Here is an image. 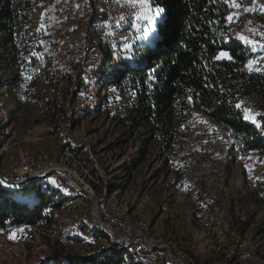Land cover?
Returning a JSON list of instances; mask_svg holds the SVG:
<instances>
[{"label":"rangeland","instance_id":"rangeland-1","mask_svg":"<svg viewBox=\"0 0 264 264\" xmlns=\"http://www.w3.org/2000/svg\"><path fill=\"white\" fill-rule=\"evenodd\" d=\"M57 2L45 0L35 5L33 30L41 51L49 55V67L36 87L20 85L15 91L21 99L17 103L14 91L7 86L13 76L0 64V174L14 182L12 176L17 175L23 162L31 169L48 167L43 174L56 172L26 186L29 191L21 200L29 203L33 194L42 190L56 193L64 205L48 209V227L25 225L0 233V264H45L51 262L55 252L86 258L116 254V258L129 263L132 252L123 249L125 240L118 243L112 232L95 225L92 199L105 216L125 220V232L116 228L121 237H130V230L137 234L140 228L144 229L143 235L162 251L155 264H261L264 201L259 184L264 183V154H240L224 125L192 110L171 147L155 140L145 158L141 155L142 132L132 139L122 137L129 130L126 116L118 118L125 100L119 95L106 99L112 88L101 93L96 82L100 76L91 81L95 83L91 87L82 79L90 82L82 69L88 64L92 47L97 48L103 63L109 51L114 63H123L125 58L114 51L116 43L98 35L97 26L86 32L89 21L72 28L77 55L60 56L58 48L64 44L63 35L49 34ZM104 6L102 0H92L88 7L93 15L99 13L97 23L101 22ZM236 11L231 6L229 16ZM229 26L232 31L236 23L229 22ZM155 37L156 31L141 46ZM245 45L252 55L260 50L256 44ZM136 50L135 47L134 53ZM251 61L253 70L247 62L245 72H263L264 55ZM54 98L60 110L56 122L51 123L43 110L46 102ZM243 105L242 110H247L249 117L262 104L257 96H251ZM58 171L65 178L62 184L52 181L59 177L55 175ZM23 176H30V168H23ZM65 187H70L75 197H65ZM87 230H94L107 241H95ZM83 238L88 242H83ZM241 244L248 246L251 261L244 263L240 259ZM132 245L135 251L137 246ZM166 248L171 249V254ZM106 252L108 255L98 257ZM235 255V261H226Z\"/></svg>","mask_w":264,"mask_h":264},{"label":"trees","instance_id":"trees-1","mask_svg":"<svg viewBox=\"0 0 264 264\" xmlns=\"http://www.w3.org/2000/svg\"><path fill=\"white\" fill-rule=\"evenodd\" d=\"M44 1L0 0V64L13 76L7 86L14 91L16 103L21 100L15 93L20 85L36 87L49 67V55L41 51L32 25L35 5ZM151 6L163 9L155 39L138 47L130 63H114L107 52L97 81L101 93L112 88L106 99L119 95L125 100L118 118L126 116L129 130L122 137L132 139L142 132L144 157L155 140L170 148L187 114L194 110L224 125L240 154H264V70L244 71L253 55L230 29V4L224 0H152ZM221 51L233 59H216ZM251 96H257L262 105L245 119L243 102ZM59 110L55 98L48 100L44 117L55 123ZM259 189L264 201V183ZM28 191L10 192L0 184V233L21 224L48 227V209L64 205L56 193L42 190L33 194L31 202H24L21 199ZM115 255L86 258L55 252L45 264H126ZM234 259L236 255L226 261Z\"/></svg>","mask_w":264,"mask_h":264},{"label":"bare ground","instance_id":"bare-ground-1","mask_svg":"<svg viewBox=\"0 0 264 264\" xmlns=\"http://www.w3.org/2000/svg\"><path fill=\"white\" fill-rule=\"evenodd\" d=\"M106 3L101 11L103 12L101 17V22L97 23L98 14L93 15L88 10V7L92 0H58L57 7L55 9V16L54 20L51 24L49 29L50 35H63L64 44L58 48V54L62 57H70L73 58L78 53V47L75 43H73L71 39V31L72 28L75 27L77 24L84 23L85 21H89L88 27L86 32L90 33L94 31L92 29L94 26L98 28V35L101 33L103 38H107L110 43H116V49L114 50L117 53L122 54L125 60L128 63L132 62L134 58V51L133 49L136 47L141 46V42L138 39V33L132 27L133 20H132V8L128 6L126 0H121L117 2L115 0H102ZM235 3L238 5L235 7L237 8L236 12L232 13V20L231 23H236L235 29H233V35L235 39L241 40L240 36L247 38L248 40L255 42L254 44L258 45L260 50L258 53H254V55L249 59V61L255 58H261V54L264 55V0H235ZM231 6V5H230ZM247 9V11H246ZM246 20V21H245ZM89 36V35H85ZM126 45H131L130 49L126 48ZM248 61V62H249ZM87 65L85 68L82 69V73L84 76L89 78L90 82L85 81V84L91 87L93 79L97 80L100 72L101 67L103 65L102 57L99 54L96 47H92L89 50L88 57H87ZM69 66V65H68ZM97 82V81H96ZM82 96V95H81ZM84 98V97H83ZM81 99V98H78ZM86 100V99H85ZM261 130V127H259ZM56 171H51L49 173L43 174V176H37L35 179H30L26 184L23 185L24 182L21 183H14L13 188L7 185L2 184L5 189H12V190H21L28 186L31 182L36 181L39 179L42 180L45 177H48L54 174ZM61 172L58 171L55 175H60ZM67 176H72L69 173ZM69 179V177H68ZM71 180V179H70ZM73 183H77V187H79L78 181L72 176ZM37 182V181H36ZM62 188V187H61ZM70 187H65V190L68 194H64L65 197H75V193L72 189H68ZM63 190V188H62ZM63 192V191H62ZM74 194V195H73ZM97 209V208H96ZM112 220H121L119 217L114 216L111 217ZM94 221V218H93ZM55 223V221H54ZM95 223V222H94ZM95 225L99 227L96 223ZM19 228H23L25 225H18ZM54 226V225H53ZM17 228L16 226L11 227V229ZM102 228V227H99ZM116 228L122 230L123 232L126 231L125 226L123 225H116ZM106 229V228H104ZM109 230V229H106ZM101 232V230H99ZM110 231V230H109ZM144 229L140 228L136 235L141 240H147L148 243V250L149 256L153 257V263L158 258V254L162 252L160 249H156L144 235ZM91 238H94L95 241H107V239H103L92 231H85ZM111 232V231H110ZM114 235V234H113ZM122 241H117L118 243ZM83 242H88L87 239L83 238ZM121 245V244H120ZM124 246L123 249L131 250L134 257L129 259V263L126 264H149V260L143 255L142 252L138 251V247L136 250H133V245L129 241H123ZM239 255L240 259L245 263L252 260V254L249 251V248L246 244H241L239 246ZM126 251V250H125ZM128 251V250H127ZM243 252V253H241ZM108 255V252L103 253L102 256ZM112 256V255H110ZM120 256V255H119ZM261 264H264V261L261 260ZM241 263V262H240ZM242 264V263H241Z\"/></svg>","mask_w":264,"mask_h":264},{"label":"snow or ice","instance_id":"snow-or-ice-1","mask_svg":"<svg viewBox=\"0 0 264 264\" xmlns=\"http://www.w3.org/2000/svg\"><path fill=\"white\" fill-rule=\"evenodd\" d=\"M126 3L128 4L129 7L132 8V20L133 24L132 27L134 30L139 34L138 39L140 41H148L151 36L155 33L156 26L158 24L159 18L163 12V9L161 8H152V0H126ZM224 3L230 4L233 7L238 6L235 3V0H224ZM247 11V9H246ZM227 20L231 22L232 16H228ZM240 39L244 41L245 43H252L254 44L255 42H252L248 40L247 38L240 36ZM131 45H126V48L130 49ZM227 59V60H232L233 57L231 56L230 53L221 51L216 59ZM253 61H249V68L250 70L252 69ZM258 70V69H256ZM151 79V77H150ZM239 107V105H237ZM247 111V110H246ZM250 117L246 116L245 119H249ZM253 122H255L253 120ZM0 183H3L0 181Z\"/></svg>","mask_w":264,"mask_h":264},{"label":"built area","instance_id":"built-area-1","mask_svg":"<svg viewBox=\"0 0 264 264\" xmlns=\"http://www.w3.org/2000/svg\"><path fill=\"white\" fill-rule=\"evenodd\" d=\"M23 168H30V176H23ZM46 168H48V167L42 166V168H39V169H31V165H24V162H23L22 166L20 168H18L19 171H17V175L15 176V174H14L12 176V179H14V182L12 181V183L13 184L14 183H21V182H25V181L28 182V180L35 179L37 176H43V170ZM64 179H65L64 176H62L60 174L59 177L52 178V181H59L60 184H62L61 181ZM102 200H104V199H102ZM92 217L93 218L95 217L99 222H104V223L108 224L115 231H116V225H123L124 226L125 220H112L111 217L104 215V211H98V209H96L95 211L92 210ZM16 227H17V230H19V226L17 225ZM102 228H105V227H102ZM119 240L132 241V244H134L138 247V251L142 252L143 255H145V257L147 258V260H149V264H154L153 263V257L149 256V250H148V243L149 242L147 240L139 239V237H136V235L134 234V232L132 230H130V237H122V239H119ZM241 253H243V252H241ZM170 261H174V260L171 259ZM176 263H178V261Z\"/></svg>","mask_w":264,"mask_h":264},{"label":"water","instance_id":"water-1","mask_svg":"<svg viewBox=\"0 0 264 264\" xmlns=\"http://www.w3.org/2000/svg\"><path fill=\"white\" fill-rule=\"evenodd\" d=\"M62 172H64V174H66V175H68L70 172H68V171H66V170H64V171H62ZM0 181H2L3 183L2 184H4V185H7V186H9V187H11V186H13V184H12V182H10L7 178H5L2 174H0ZM72 181V180H71ZM73 182V181H72ZM27 183V181H25L24 183H23V185L24 184H26ZM79 188H80V190L81 191H83L84 193H86V195L89 197V198H91V195L88 193V192H86L85 191V189L82 187V185L79 183ZM92 199V198H91ZM92 203H93V207H94V211L96 210V208H95V202L93 201V199H92ZM94 222L99 226V227H105L106 229H109L113 234H114V236L116 237V238H118V239H122V237L112 228V227H110L108 224H106V223H104V222H99L95 217H94ZM166 250L168 251V252H170V254H171V249L170 248H166Z\"/></svg>","mask_w":264,"mask_h":264},{"label":"crops","instance_id":"crops-1","mask_svg":"<svg viewBox=\"0 0 264 264\" xmlns=\"http://www.w3.org/2000/svg\"><path fill=\"white\" fill-rule=\"evenodd\" d=\"M232 141L231 142H233V139H231Z\"/></svg>","mask_w":264,"mask_h":264}]
</instances>
